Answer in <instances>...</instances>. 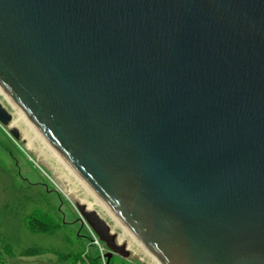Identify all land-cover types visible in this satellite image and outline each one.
I'll list each match as a JSON object with an SVG mask.
<instances>
[{
	"label": "water",
	"instance_id": "obj_1",
	"mask_svg": "<svg viewBox=\"0 0 264 264\" xmlns=\"http://www.w3.org/2000/svg\"><path fill=\"white\" fill-rule=\"evenodd\" d=\"M0 88L161 264H264V0H0Z\"/></svg>",
	"mask_w": 264,
	"mask_h": 264
},
{
	"label": "rangeland",
	"instance_id": "obj_2",
	"mask_svg": "<svg viewBox=\"0 0 264 264\" xmlns=\"http://www.w3.org/2000/svg\"><path fill=\"white\" fill-rule=\"evenodd\" d=\"M0 102L15 121L18 115L1 92ZM11 128L19 131V140L11 136L10 128L0 124V215H5L4 219L0 216V232L7 233V241L10 240L15 254L6 259V264H74L72 260L61 261L63 253L73 256L89 252L91 256H98L99 251L93 245L95 238L76 208L82 200L93 198L87 196L78 178L45 148L25 123L19 122ZM37 210L49 212L52 220L62 225L58 234L33 235L29 232L23 217ZM94 210L118 235L119 242L128 246L132 257L127 263L158 264L103 209L95 207ZM31 246L47 249L48 253L24 256L22 253ZM102 248L106 254L105 245Z\"/></svg>",
	"mask_w": 264,
	"mask_h": 264
},
{
	"label": "trees",
	"instance_id": "obj_3",
	"mask_svg": "<svg viewBox=\"0 0 264 264\" xmlns=\"http://www.w3.org/2000/svg\"><path fill=\"white\" fill-rule=\"evenodd\" d=\"M20 202H18L19 204ZM15 204V203H13ZM40 212V210H37ZM37 211L33 212L32 214L23 217V224L25 227L28 228L29 232L33 235H48V236H55L60 232L62 229V225L56 221H53L51 218V214L49 212H40L38 215H35ZM2 216V219H4L5 215ZM13 216L17 217V214H14ZM7 233L3 231L0 232V264H6V259H10L11 256H15L13 253V246L10 243V240L7 241ZM48 253L47 249L31 246L24 251V256H37V255H43ZM84 253L80 252L78 254L73 255L75 258L81 257ZM72 256V254L63 253L60 255L61 261L67 260L68 256Z\"/></svg>",
	"mask_w": 264,
	"mask_h": 264
},
{
	"label": "bare ground",
	"instance_id": "obj_4",
	"mask_svg": "<svg viewBox=\"0 0 264 264\" xmlns=\"http://www.w3.org/2000/svg\"><path fill=\"white\" fill-rule=\"evenodd\" d=\"M0 92L3 94V96L6 97V99L9 101V103L14 107L17 118L16 120L12 122L11 127L16 126L19 124V122L25 123L30 130H32L36 138L42 142V144L45 146V148L53 155L55 156L61 163H63L68 170L74 174L78 180L83 184L87 191V196H91L93 200L88 201L87 199L82 200L81 202L88 206L89 209H94L95 207H100L103 209L115 222L116 224L121 227L128 235L131 236V238L136 241L158 264H161L155 257L151 255V253L139 242V240L125 227V225L114 215V213L109 209V207L91 190V188L81 179V177L74 171V169L69 165V163L48 143V141L40 134V132L36 129V127L26 118V116L22 113V111L19 109V107L12 101V99L0 88ZM33 133V134H34ZM28 147H31L29 144Z\"/></svg>",
	"mask_w": 264,
	"mask_h": 264
},
{
	"label": "flooded vegetation",
	"instance_id": "obj_5",
	"mask_svg": "<svg viewBox=\"0 0 264 264\" xmlns=\"http://www.w3.org/2000/svg\"><path fill=\"white\" fill-rule=\"evenodd\" d=\"M93 245L99 251L98 256L94 257V256L89 255V252H85L81 257H78V258H75L74 256L69 255L67 258V261L72 260L74 264H99L100 262H103L104 264H130V263H127V261H129V258L132 257L131 255L129 257H123L121 255L113 253V252H111V250H109L107 248L106 245H105V247L107 248V252H106V254H104L102 245L101 246H98L96 244H93ZM126 247L128 248L127 245H126ZM111 253H112L111 256H107ZM66 255H67V253H66ZM133 264H142V263L137 262V263H133Z\"/></svg>",
	"mask_w": 264,
	"mask_h": 264
},
{
	"label": "built area",
	"instance_id": "obj_6",
	"mask_svg": "<svg viewBox=\"0 0 264 264\" xmlns=\"http://www.w3.org/2000/svg\"><path fill=\"white\" fill-rule=\"evenodd\" d=\"M90 232L92 234V236L95 238L94 239V243L98 246H101L100 240L97 238V236L95 235V233L90 229Z\"/></svg>",
	"mask_w": 264,
	"mask_h": 264
}]
</instances>
